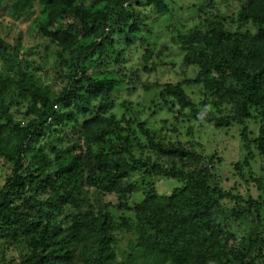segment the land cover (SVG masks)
I'll list each match as a JSON object with an SVG mask.
<instances>
[{
  "label": "trees",
  "instance_id": "trees-1",
  "mask_svg": "<svg viewBox=\"0 0 264 264\" xmlns=\"http://www.w3.org/2000/svg\"><path fill=\"white\" fill-rule=\"evenodd\" d=\"M170 5L0 0V156L12 165L0 187L3 264H264V199L223 188L216 153L165 133L193 120L235 128L245 155L233 169L262 187L264 175L243 168L259 157L264 172V0L176 5L187 23ZM21 22L53 46L59 89L27 62ZM158 25L178 62L156 57ZM130 49L141 52L135 62ZM163 67H177L178 79L153 78ZM138 88L147 102L128 99ZM159 108L174 114L171 127L140 115ZM158 177L180 186L159 194ZM239 220L249 227L237 242Z\"/></svg>",
  "mask_w": 264,
  "mask_h": 264
},
{
  "label": "rangeland",
  "instance_id": "rangeland-1",
  "mask_svg": "<svg viewBox=\"0 0 264 264\" xmlns=\"http://www.w3.org/2000/svg\"><path fill=\"white\" fill-rule=\"evenodd\" d=\"M201 0H169L170 4L173 8L172 14L175 15L176 18H187L185 14H183V10H180L179 7L176 5H190L192 2H199ZM170 5V6H171ZM174 5V6H173ZM189 13L194 12V8L187 9ZM225 10V9H222ZM193 24L189 22L188 24ZM20 30L23 33V44L24 48L27 50H31V54L26 55V60L28 63L38 64L42 67L44 73L46 72L45 76L42 78V82L47 84L52 89H59L62 83L56 79V68L59 65V60L57 59L56 55L53 54V46L48 44L45 39L41 38L36 30H32L31 28L26 31V22H21L18 24ZM162 25V24H161ZM162 29L161 26H156L155 32L157 30ZM169 31H166L164 34L163 32H158L157 34L160 36L161 41L158 43V46L155 48V52H159V55L156 56L157 58L171 61V62H178L181 59V55L177 52L174 48V44L167 42L163 44V39L166 38ZM167 33V34H166ZM167 41V40H166ZM175 43V42H174ZM42 45V46H41ZM46 45H48V49H45ZM43 47V48H42ZM34 51V52H32ZM38 51V52H37ZM133 50L130 49L128 51V57L132 55ZM141 52L138 50V54L132 55V61H136L137 56H140ZM161 70V69H160ZM178 68L177 67H170L166 68L163 67L162 71H158V73L153 78H157L160 82L163 81H176L178 79L177 75ZM188 75H193L192 71L189 70L187 72ZM152 78V79H153ZM128 99L132 100L133 102L142 103V101L148 100V96L145 94L143 90L140 88L133 91ZM189 96L197 101L200 98V93L197 87H190L188 88ZM151 94V93H150ZM124 95V94H123ZM122 98H118L111 114L120 118V116L124 113V108L122 106ZM140 108V107H139ZM154 109V108H152ZM142 119H146L154 128H160L163 125V121L167 120L168 128L173 125L174 121V114L167 111L165 108H159L152 115L150 110L143 109L140 112ZM177 125V124H176ZM247 126L256 133V125L253 121H248ZM177 131H165V133L172 139V140H180L185 145H190L189 141H193L196 143L195 147L196 150L202 154H213L216 153L218 157L221 158V161L217 162V168L219 173L221 174V185L225 189L235 188V192L241 193L243 195H252L255 198H259L261 196L264 199V182L262 187H259L254 182H249L246 184L244 179L239 176L237 170L233 169L232 164L237 161L243 159L245 155L244 151L241 147V142L239 141L238 131L236 132L235 128H231L230 130H220L211 127H206L200 125L197 121L191 122H184L177 126ZM189 127H192L193 133L192 136L189 134ZM199 144V145H198ZM261 161L259 157H255L254 161L251 164L250 168H243L244 173H248L252 178L262 177L264 172L261 170ZM12 169V165L6 162L2 156H0V187L5 182V178L8 174H10ZM250 171V172H249ZM246 176V174L244 175ZM247 178V176H246ZM180 186V182L168 178V177H158L155 179V187L156 191L159 194H168L174 187ZM105 201L115 202V197L113 195H107L104 197ZM121 211H114L116 215H119ZM248 224L245 220H239L235 223L231 222V228L233 232H237L236 241L240 242L242 239L243 231L245 229L248 230ZM10 253L14 254L15 256L18 255V249L11 250ZM8 257V256H7ZM0 264H3L2 260ZM213 264V263H211Z\"/></svg>",
  "mask_w": 264,
  "mask_h": 264
}]
</instances>
